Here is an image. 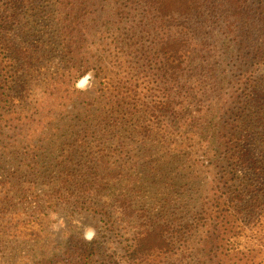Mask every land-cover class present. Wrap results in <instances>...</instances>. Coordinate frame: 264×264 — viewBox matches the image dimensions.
<instances>
[{
	"label": "rangeland",
	"instance_id": "obj_1",
	"mask_svg": "<svg viewBox=\"0 0 264 264\" xmlns=\"http://www.w3.org/2000/svg\"><path fill=\"white\" fill-rule=\"evenodd\" d=\"M29 1L31 11L11 36L17 53L30 49L27 59L19 52L17 91L24 112L31 109L39 121L31 127L36 135L21 145L18 156L0 149V187L15 182L34 191L31 203L50 206L45 194L56 182L71 189L88 176L107 206L102 208L112 212L120 197H130L142 217L127 216L125 222L114 214L109 224L102 219L106 215L73 212V206L44 213L34 206L25 211L33 220L45 215L47 245L25 247L32 259L24 264L54 255L70 241L89 245L99 264H133L128 254L143 224L169 226L165 236L174 249L165 264H217L213 258L229 246L250 251L264 264V64L256 68L253 61L245 66L228 59L234 45L219 32L203 41L199 36L195 71L183 80V88L177 83L167 91L152 34L142 27L138 10L112 0L84 21L93 78L81 90L75 86L81 69L70 63L62 43L66 9L59 0ZM248 74L252 83H244ZM61 92L68 93L66 99ZM164 100L172 109L159 108ZM232 103L236 113L228 108ZM31 146L34 151H26ZM233 155L239 159L232 164ZM232 165V190L245 196L238 210L241 204H255L254 196L258 204L247 208L251 218L233 210L240 235L226 224L224 240L217 241L212 237L220 225L213 198L222 196ZM38 194L43 197L37 199ZM89 228L95 231L91 241L84 239ZM160 263L162 257H153L144 264Z\"/></svg>",
	"mask_w": 264,
	"mask_h": 264
},
{
	"label": "trees",
	"instance_id": "obj_2",
	"mask_svg": "<svg viewBox=\"0 0 264 264\" xmlns=\"http://www.w3.org/2000/svg\"><path fill=\"white\" fill-rule=\"evenodd\" d=\"M108 1L112 0H59L60 8L66 9V12H63L65 16L63 18V47L71 56L70 63L74 68L81 69L80 76H84L92 70L93 57L92 46L86 37L88 21H84L88 18L90 11L95 14L96 10ZM123 1V5L128 7L129 11L138 10V15L144 24L142 27H146L152 34L151 47H153L154 55L160 64L159 71L165 78L164 82L169 89L167 91H170L175 84L187 80L189 73L195 71L196 58L201 55L195 50L194 42L199 36L203 41L207 38H214L219 32L227 38L230 37L234 45V50H231V53L229 52L227 55L228 59L240 61L245 66H249V62L253 61L256 68L264 64V0ZM30 4L29 0H0V149L5 152L10 151L9 153L17 154V156L21 145L36 135L37 131L31 127L39 121L34 117L31 109H27L30 113L24 112L23 109L26 106L17 91V63L20 61L19 55H21L19 52H24L22 56L27 59L30 49L22 47V51L19 50L17 53L18 49L13 45L11 36L13 28L19 24L21 17L31 11ZM81 21L83 23L77 24ZM71 68L70 74L74 75L73 67ZM248 72L251 73L254 70ZM61 76L64 77V75ZM247 81L253 82L251 74L246 76L244 83ZM184 85L185 83H182L180 88H183ZM248 92V88L243 90L244 99ZM60 94H62L61 99L67 98L68 93L61 92ZM165 94L169 99L170 95ZM160 105V109H172V107H168L169 101L164 100L160 102ZM228 108L237 112L233 103ZM233 136L239 142L236 130ZM30 148L34 147L31 146L26 151ZM237 159H239L238 155L237 157L233 155L232 164L233 161L236 163ZM233 168L236 166L232 165L229 174L224 177L222 196L213 198V208H216V217L220 225L212 237L216 236L215 240L217 241L224 240L226 224L233 228L234 236L240 235L235 230L237 219H233V210L246 218L252 217L253 214V211L247 212V208L250 206L242 205L245 199L244 192L232 190V183L236 177V171L232 172ZM89 178L88 176L84 178V181H87L85 184L73 182L75 184L72 183L74 187L71 189H63V186L56 182L54 188L45 194L48 196L46 200L50 202L48 203L50 206L45 201H32L33 203H31L34 191L18 188L15 182L1 186L0 264L27 263L32 259L30 255L32 253L25 250V247L35 244L42 247L47 245L44 243L47 236L45 215L43 214L38 220H33L26 214L29 208L30 210L36 209L34 206L37 208L39 206L42 213L54 207L71 209L73 206V212L102 213V215H106L102 219L107 217L110 221L109 224L113 222L111 215L114 214L119 217L118 220L121 219L125 222L127 216L136 220L142 217L130 197H120L112 212L102 208V206H107L100 202L99 190L94 187L92 182L88 181ZM71 181H74L73 177L70 179ZM247 193L252 192L247 191ZM42 197V194L37 195V199ZM223 197L224 202L221 200ZM241 201V210H238V202ZM253 201L255 204L251 205L250 209L257 207L258 196H254ZM225 204L226 207H224ZM210 214L212 215V212ZM246 218L244 220H247ZM142 226L129 250L128 255L132 263L152 262L153 257L156 259L162 257L160 264L167 263L164 260L166 257H171V252L174 249L172 242L165 236L170 230L169 226L165 224L152 226L143 224ZM70 242L66 248L57 249L50 257L38 258L33 264H99L89 245L82 247L78 243L79 241ZM209 245L211 246V244ZM229 247L221 252L219 259L213 258L218 262L217 264H258L257 256H252L250 251Z\"/></svg>",
	"mask_w": 264,
	"mask_h": 264
},
{
	"label": "clouds",
	"instance_id": "obj_3",
	"mask_svg": "<svg viewBox=\"0 0 264 264\" xmlns=\"http://www.w3.org/2000/svg\"><path fill=\"white\" fill-rule=\"evenodd\" d=\"M92 78H93V73L88 72L76 82L75 86L78 89L84 90L86 89V87L89 86ZM94 236H95V231L94 229H91V228L87 229L84 233V239L88 241H91L94 238Z\"/></svg>",
	"mask_w": 264,
	"mask_h": 264
}]
</instances>
